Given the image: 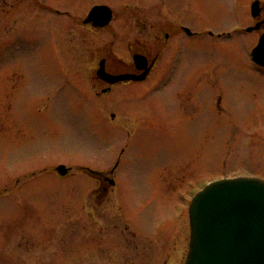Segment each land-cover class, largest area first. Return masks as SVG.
<instances>
[{
    "label": "rangeland",
    "instance_id": "obj_1",
    "mask_svg": "<svg viewBox=\"0 0 264 264\" xmlns=\"http://www.w3.org/2000/svg\"><path fill=\"white\" fill-rule=\"evenodd\" d=\"M256 1L187 0L177 11L203 35L180 52L174 0H0V264H185L196 194L264 181V70L251 60L262 32L246 33ZM102 5L115 23L80 28ZM134 46L163 50L151 78L96 97L98 63L122 67ZM119 159L117 188L99 198L87 169Z\"/></svg>",
    "mask_w": 264,
    "mask_h": 264
},
{
    "label": "water",
    "instance_id": "obj_2",
    "mask_svg": "<svg viewBox=\"0 0 264 264\" xmlns=\"http://www.w3.org/2000/svg\"><path fill=\"white\" fill-rule=\"evenodd\" d=\"M260 5H253L254 18L261 13ZM105 13H110L107 8H97L90 18ZM259 29L257 26L249 32ZM253 60L264 67V35ZM105 80L116 84L127 78L106 75ZM57 171L66 176L69 170L61 166ZM190 225L186 264H264V182L240 178L211 184L193 200Z\"/></svg>",
    "mask_w": 264,
    "mask_h": 264
},
{
    "label": "flooded vegetation",
    "instance_id": "obj_3",
    "mask_svg": "<svg viewBox=\"0 0 264 264\" xmlns=\"http://www.w3.org/2000/svg\"><path fill=\"white\" fill-rule=\"evenodd\" d=\"M157 1L159 2L162 8H166V6H169L171 8V5H173L172 0H157ZM186 1L187 0H174L175 8L174 7H173L174 9L171 8V12H173L176 15H179L178 17L180 19V22L177 23V20H175L173 13H171V16L173 17L171 18L174 19V22L176 25L174 29L175 32H173L175 34L173 35L177 42L176 44L177 49L180 52H182L186 48V45H187L185 43L186 39H194V38H197L203 35V33L196 32L190 29L189 26L186 25V22L184 20L183 13H182L183 11H180V10H179L180 12L177 11V9L182 7V4L185 3ZM102 6L110 7L108 5H102ZM97 7H101V6H95L92 8V10ZM44 8L47 10V12L53 14L54 16L64 17V18L65 16H67L68 18L73 19V16L70 12H66V13L61 12L59 8L56 6L47 5L46 7L44 6ZM92 10H90V12L88 13V16L84 19V21L80 23L79 25L80 28L82 29L89 28L93 32H104L108 30L115 23L116 17H115L114 10H113V16L111 18V22L106 25H104V23H106L109 16H107V14H104V16L101 18L90 20L89 15ZM263 20H264V11L262 13L260 21H263ZM134 25L136 29L141 30L142 33H145L147 31V25L145 24L142 25L140 23V19H136V21L134 22ZM261 32L262 33L264 32V26H262ZM171 41L173 42L174 40L171 39V34L169 33H162L161 36H158L157 40H155L157 45L162 44L164 47L169 46ZM131 51H134L132 60H131L132 62L126 65H123L122 67H120L118 63H113L112 65H110L109 60L106 58L102 59L98 63L97 69L94 72V77L92 78L93 91H94L93 94L96 97H103L105 95L112 94V91L119 85L126 86V87H130L131 85H141L147 82L151 78L153 72L157 69L160 63L163 50L160 49V53L157 54L155 57H153L154 59H151L149 55L147 54L145 55V53L141 49H137L135 46L132 47ZM137 60H138V63H137ZM102 61H105V70L108 74L112 76H124L125 78H127V80L125 82H122L116 85H110L107 82H105V80L99 77L98 75V70L100 69V64ZM149 69H151V72L147 76L146 81L144 82L137 81V80H140L145 75L147 70ZM176 71H177V68H175L174 73H176ZM172 78H175V77L172 76ZM112 179L113 178L110 174H104L101 177H99V179H97L99 188L95 192V194H98L99 198H104V197L106 198L107 196H109L111 191H113Z\"/></svg>",
    "mask_w": 264,
    "mask_h": 264
}]
</instances>
